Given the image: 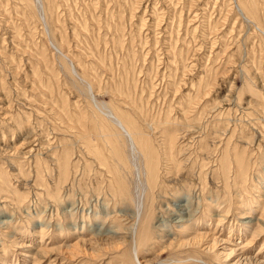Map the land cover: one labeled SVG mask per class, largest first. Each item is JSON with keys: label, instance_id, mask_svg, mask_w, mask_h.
Here are the masks:
<instances>
[{"label": "rangeland", "instance_id": "rangeland-1", "mask_svg": "<svg viewBox=\"0 0 264 264\" xmlns=\"http://www.w3.org/2000/svg\"><path fill=\"white\" fill-rule=\"evenodd\" d=\"M63 1L43 19L17 0H0V264H138L135 251L141 264H239L248 258L264 264V34L258 26L239 17L232 0H194L193 7L192 0ZM172 44L183 51L178 94L169 87ZM201 79L215 83L202 104L209 113L201 105L193 135L181 131L178 139L186 134L188 140L179 141L171 161L160 136H152L160 145V171L165 162L183 164L182 170L158 188L153 182L139 198L136 178L119 174L123 161L98 136L89 84L98 105L109 110L128 111L110 94L115 87L136 103L144 94L151 100L144 104L146 116L159 121L177 118L180 96ZM80 113L85 129L74 121ZM174 126L167 133L183 129ZM186 200L198 232L172 225ZM258 225L263 230L253 239ZM199 230L202 248L194 242Z\"/></svg>", "mask_w": 264, "mask_h": 264}, {"label": "bare ground", "instance_id": "bare-ground-1", "mask_svg": "<svg viewBox=\"0 0 264 264\" xmlns=\"http://www.w3.org/2000/svg\"><path fill=\"white\" fill-rule=\"evenodd\" d=\"M18 2H19V4H21L22 6H24V8H26L27 9V11H29V10H34L35 12H36V14H38V15H40V16H42L43 17V19H44V17H45V15H47V14H49V13H55L56 11H57V9H58V7H57V5H58V2H59V0H17ZM66 1V0H65ZM65 1H63V2H65ZM189 1H191V0H189ZM193 1L194 0H192V2H191V4H190V2H189V4H190V6L192 5V7H193ZM17 2V3H18ZM185 2V1H184ZM231 2H233V4H234V9H235V11H236V13H237V15L239 16V17H243L244 18V20L245 21H247V22H250V23H252V24H254L255 26L257 25L258 27H257V29H259L260 31H261V33H263L264 34V32L262 31V29H261V27H263V25H264V0H232ZM59 5H61V3L59 4ZM66 5V4H65ZM157 5V4H156ZM155 5V6H156ZM232 5V4H231ZM197 6V5H196ZM17 7V6H16ZM60 7V6H59ZM67 7V6H66ZM139 7V6H138ZM177 7V6H176ZM192 7H191V9H192ZM61 8V7H60ZM63 8V7H62ZM171 8L174 10V13H175V11H176V8H175V6L174 7H172V5H171ZM175 8V9H174ZM137 9V8H136ZM136 9H135V11H136ZM187 9V8H186ZM190 9V10H191ZM62 11V10H61ZM189 11V10H188ZM58 12V11H57ZM67 12V11H66ZM155 12H157V11H155ZM155 12H153V15H156L157 16V13L155 14ZM161 12V11H160ZM231 13V12H230ZM30 14V13H29ZM28 14V15H29ZM177 14V13H176ZM179 14V13H178ZM32 15H34V14H32ZM50 15V14H49ZM70 15H71V13H70ZM184 15V14H183ZM183 15L181 16V15H178L179 16V18H183ZM24 16V15H23ZM174 16V15H173ZM237 16V17H238ZM25 17V16H24ZM23 17V18H24ZM36 17V16H35ZM159 17V16H158ZM194 17V16H193ZM22 18V19H23ZM26 18V17H25ZM30 18V17H29ZM39 18V17H38ZM161 18V17H160ZM195 18H196V16H195ZM37 19V18H36ZM51 19V18H50ZM188 19V18H187ZM159 20V19H158ZM189 20H191L190 18H189ZM240 20V19H239ZM41 21H43L44 22V20H41ZM51 21V20H50ZM61 21V20H60ZM160 21V20H159ZM180 21H181V19H180ZM193 18H192V21H190L189 23L191 24V22L193 23ZM57 22V21H56ZM132 22V21H131ZM26 23V22H25ZM51 23V22H50ZM142 23H144V20H143V17H142ZM159 23V22H158ZM161 23V22H160ZM164 23V22H163ZM162 23V24H163ZM169 23V22H168ZM177 23V25H178V22H176ZM55 25H57V24H55ZM59 25V24H58ZM145 25V24H144ZM160 25V24H159ZM64 26V25H63ZM143 26V25H142ZM146 26V25H145ZM173 27V26H172ZM178 27V26H177ZM196 27V26H195ZM209 27V26H208ZM219 27V26H218ZM58 28H60V26H58ZM176 27H174V29H175ZM188 28V27H187ZM54 29H56V28H53V30ZM61 29V28H60ZM177 29V28H176ZM192 29V28H191ZM58 30V29H57ZM165 30V29H164ZM169 30V29H168ZM171 30H172V28H171ZM178 30H179V27H178ZM182 30V29H181ZM187 30V29H186ZM209 30V29H208ZM62 31H64V30H62ZM170 31V30H169ZM187 31H189V30H187ZM56 32V31H55ZM65 32V31H64ZM191 32V31H190ZM57 33V32H56ZM60 33V32H59ZM176 33V32H175ZM62 34H64L63 32L61 33V35ZM117 34V33H116ZM169 34L170 35H173L174 34V32L173 31H171V32H169ZM178 34V33H177ZM181 34V33H180ZM182 35V34H181ZM60 36V35H59ZM177 36H180V35H177ZM188 36V35H187ZM170 37V36H169ZM169 37H168V39H169ZM177 38V40L179 39L178 37H176L175 36V39ZM63 39V38H62ZM171 39H173L172 38V36H171ZM170 39V40H171ZM61 40V39H60ZM180 40V39H179ZM182 40H184V39H182ZM194 40V39H193ZM67 41V40H66ZM169 41V40H168ZM186 41V40H185ZM185 41H183V42H185ZM171 42V41H170ZM173 42H174V39H173ZM169 43V42H168ZM61 44V43H60ZM164 44V43H163ZM173 44H175V43H173ZM173 44H172V49L173 50H170L171 51V53L172 52H174V55H171V57H172V62L170 61V60H168V61H170V62H168L167 64L170 66V68H172V70H168L169 68H167V71H169V75H170V77L171 78H173L174 79V82H171L170 84H169V87H170V85L173 87L174 86V89H176V90H174L175 91V93L176 94H178L179 92H180V90L182 89V81H181V84H177L175 81H176V79L178 78V73L180 72L179 70H180V68H179V65H178V63H180V61L179 60H181L180 58H181V54L180 53H182L181 52V50L178 52L177 50H176V48L177 47H175V46H173ZM66 44H65V42H64V46H65ZM62 46H63V44H62ZM177 46V45H176ZM60 47H61V45H60ZM67 47V46H66ZM184 47V46H183ZM64 49H66V48H64ZM178 52V53H177ZM177 53V54H176ZM63 55V54H62ZM171 57L169 58V59H171ZM42 59V58H41ZM40 59V60H41ZM64 59H66L65 57H64ZM183 61V60H182ZM66 63V62H65ZM181 64H183V63H181ZM70 65H72V64H70ZM78 65H79V63H78ZM183 66H184V64H183ZM100 67V66H99ZM70 68V67H69ZM73 68H74V66H73ZM182 70V69H181ZM183 70H184V72L185 71H187L188 70V67H183ZM72 71H74V70H72ZM111 71V70H110ZM211 72V71H210ZM0 73H1V71H0ZM75 73V72H74ZM186 73V72H185ZM209 73V72H208ZM114 77V76H113ZM169 77V78H170ZM208 77H210V75H208ZM214 77V76H213ZM206 78V77H205ZM1 79V78H0ZM4 79V78H3ZM126 79V78H125ZM214 79V78H213ZM213 79H212V81H213ZM216 79H217V77H216ZM2 81V80H1ZM199 81V80H198ZM212 81H210V80H207L206 81V79H201L199 82H198V84L195 86V85H191V91H192V93H186L185 95H183L182 97L180 96V99H181V101H179V103H178V107H177V109L178 110H180V114L178 115V117L176 118L175 117V119H173L172 118V116H169V115H163V117H160L159 118V121H155V118H154V120H151V117H152V115H151V117L149 118V117H147L146 116V114H145V112H144V104L145 103H150L151 104V100L150 101H148V102H146V98L144 97V94H143V96H142V99L141 100H139L140 102L139 103H136V102H132L131 100H130V95L127 93V92H124L121 88H114L113 90H109V91H111V93L110 94H113V95H115V96H119V98L121 99H119V101H121V103H120V105H122L121 106V108H123V107H126L125 109H127L128 111H121L120 110V108H119V110H117L116 108H112V110H109V109H104V107H103V105H105V104H102V105H98V101L95 99V96H94V93H93V91H92V89L90 88V87H92L90 84H89V86H88V92H90V95H91V102H92V107H93V109L91 110L92 112V117L94 118V120L95 121H97L98 122V124L96 123V125L101 129L100 130V132L98 133V136L99 137H101L103 140H104V143L105 144H107V146H108V148L110 147V149H112L110 152H112L113 154H115L116 156H118L119 158V160L120 161H123L122 163H124V164H121L122 166H118V168L117 167H114V169L115 168H117V171L119 172V174L121 173H124V172H128L130 175H131V177L132 176H134L136 179L135 180H137V184H136V190L138 191L137 193H139V198L140 197H143V199L145 198V195H146V193L148 192V188H150L149 186L151 185V184H153V182H154V187L156 188H158V187H160L159 185H160V181H162V179H165V177L167 178V176L170 174V173H173L172 171H175L176 169H178V171H181L182 170V165L183 164H181V165H178V162L176 163V162H174V164L172 165L170 162H165V163H163L164 164V169L165 170H163V171H166V169L168 170V171H170V172H165V176H163V174L162 173H164L163 171H160V166H161V163L158 161L159 160V156H158V153H157V150L159 149L160 150V148H158L160 145H161V147H163L164 148V150H166V151H169V152H165L164 151V153H163V155H165L166 154V159H169V161H171L170 160V158L172 159V156H173V154H174V152H173V150H174V148H175V146L177 147V144L179 143V141H181L182 139L183 140H186L188 137H187V135L186 134H189V136L192 134L193 135V133H191V132H193V130L192 131H189V129H191V128H195V125H196V123H197V121H198V118H199V115H200V113H199V109H201L202 107H201V105L202 104H204L205 103V101L207 100V98L212 94V90H213V88H214V85H215V83L213 84V82ZM3 82V81H2ZM1 82V83H2ZM106 82V81H105ZM118 82H121V80L120 81H118ZM184 82V81H183ZM3 84V83H2ZM119 84H121V83H119ZM136 85V84H135ZM107 86V85H106ZM121 86V85H120ZM134 86V85H133ZM94 88V87H93ZM110 89V88H109ZM104 91V90H103ZM103 91H102V93H103ZM125 91H127V90H125ZM246 91V90H245ZM105 93V92H104ZM107 94H109V93H107ZM154 94V93H153ZM257 94V93H256ZM147 96V95H146ZM177 96V95H176ZM240 96H241V93H240ZM244 96V95H243ZM114 97V96H113ZM116 98V97H115ZM135 98V97H134ZM114 100V99H113ZM117 100V99H116ZM135 100V99H134ZM239 100V99H238ZM257 100H259V99H257ZM66 102V101H65ZM100 103V102H99ZM152 103H154V102H152ZM208 103V102H207ZM88 104V103H87ZM117 104V103H116ZM114 105V104H113ZM62 106V105H61ZM146 106V105H145ZM203 107H204V110L206 111V112H208L207 110L209 109L210 110V107H209V105H207V104H205V105H202ZM249 106V105H248ZM77 107V106H76ZM89 107H90V105H89ZM173 107H175V106H173ZM250 107V106H249ZM103 108V109H102ZM152 108V107H151ZM4 109V108H3ZM5 110H6V108H5ZM8 110V109H7ZM77 110V109H76ZM150 110V109H149ZM172 110V109H171ZM202 110V109H201ZM86 112H88L87 111V109L85 110ZM203 111V110H202ZM205 111H204V113H205ZM226 111H228V110H226ZM7 112V111H6ZM74 112H76V111H74ZM79 112V111H78ZM77 112V113H78ZM80 112H81V110H80ZM173 112V111H172ZM211 112V111H210ZM72 113V112H71ZM76 113V114H77ZM83 113V112H82ZM90 113V112H89ZM169 113V112H168ZM209 113V112H208ZM263 113V112H262ZM81 114V113H80ZM80 114H78L79 116H77L76 118H75V123H78L77 125L78 126H83V128H84V125L82 124V114L80 115ZM86 114H88V113H86ZM148 114V113H147ZM166 114V113H165ZM212 114V113H211ZM231 114V113H230ZM84 115V114H83ZM161 115V114H160ZM225 115V114H224ZM263 115H264V113H263ZM176 116V115H175ZM63 117V116H62ZM73 117V116H72ZM92 117H90V118H92ZM231 117V116H230ZM84 118V117H83ZM88 118V117H87ZM64 119V118H63ZM85 119V118H84ZM83 119V120H84ZM202 119V118H201ZM200 119V120H201ZM174 120V121H173ZM260 120H262V119H260ZM64 121V120H63ZM71 121H73V120H71ZM73 121V122H74ZM229 121V120H228ZM264 121V120H263ZM74 123V124H75ZM200 123H202V122H200ZM200 123H199V125H200ZM182 125L181 127L183 128V129H181V127H180V131H178V132H176V133H174L175 132V130L174 129H172L173 131V133L172 134H170L169 132L167 133V127H169V125L171 126H173V125H175L174 127H176V125L178 126V125ZM198 124V123H197ZM206 125L207 124H205V127H206ZM69 126H71V125H69ZM68 126V127H69ZM86 126H87V124H86ZM90 126H91V124H90ZM209 126V125H208ZM184 127H186V129H184ZM197 127V126H196ZM199 127V126H198ZM204 127V126H203ZM73 128H74V126H73ZM75 128H76V126H75ZM74 128V129H75ZM85 128H87V127H85ZM84 128V129H85ZM193 128V129H194ZM200 128V127H199ZM222 128H224V127H222ZM72 129V128H71ZM90 129V128H89ZM107 129V130H106ZM161 129V130H160ZM179 129V128H178ZM201 129V128H200ZM78 130V129H77ZM83 130V129H82ZM160 130V131H159ZM170 130H171V128H170ZM225 130V129H224ZM76 131V130H75ZM87 131H89V130H87ZM91 131V130H90ZM87 132L88 134L89 133H91V132ZM94 131V130H93ZM181 131H188L186 134H185V132H184V134H185V137L183 136V137H181V139L179 140L178 139V137L179 136H182V132ZM197 131V130H196ZM81 132V131H80ZM105 132V133H104ZM181 132V135H179V133ZM224 132V131H223ZM78 133H79V131H78ZM82 133V132H81ZM87 133H85V134H87ZM210 133V132H209ZM216 133V132H215ZM92 134V133H91ZM91 134H90V136H91ZM208 134V133H207ZM228 134V133H227ZM76 135V134H75ZM82 135V134H81ZM160 136L159 138H160V145H156V144H153V142H152V136H153V138H155V136ZM78 136V135H77ZM80 136V135H79ZM200 136V135H199ZM206 136V135H205ZM92 137V136H91ZM94 137H96V136H94ZM187 137V138H186ZM201 137V136H200ZM209 137V136H208ZM88 138V137H87ZM204 138V137H203ZM80 139V138H79ZM89 139V138H88ZM87 139V140H88ZM96 139V138H95ZM214 139V138H213ZM94 140V139H93ZM155 141L157 140V138L156 139H154ZM188 140V139H187ZM186 140V141H187ZM96 142H97V139H96ZM83 143H84V141H83ZM86 143V142H85ZM156 143V142H155ZM221 143V142H220ZM94 145V144H93ZM116 145H119V147H115ZM179 145V144H178ZM182 145V144H181ZM225 146V145H224ZM229 146V145H228ZM101 147V146H100ZM104 148V147H103ZM162 148V149H163ZM187 148V147H186ZM96 149V148H95ZM100 149V148H99ZM183 149V148H182ZM184 150H185V147H184ZM92 151V150H91ZM175 151V150H174ZM222 151V150H221ZM259 151V150H258ZM162 152V151H161ZM236 152V151H235ZM92 153V152H91ZM101 154V153H100ZM162 154V153H161ZM90 155V154H89ZM93 156V155H92ZM225 156V155H224ZM104 157V156H103ZM105 158V157H104ZM112 158V157H111ZM165 158V157H164ZM102 159V158H101ZM232 160H233V158H232ZM56 161V160H55ZM114 161V160H113ZM168 161V160H167ZM180 161V160H179ZM70 162V161H69ZM112 162V161H111ZM117 162H119V161H117ZM161 162H163V161H161ZM233 162H234V160H233ZM67 163V162H66ZM92 164V163H91ZM102 164H104L103 162H102ZM117 164V163H116ZM249 164H250V162H249ZM66 165H68V164H66ZM107 165V164H106ZM119 165V164H118ZM69 166V165H68ZM107 166H109V165H107ZM221 166V165H220ZM99 167V166H98ZM105 167V166H104ZM112 167V166H111ZM110 167V168H111ZM63 168V167H62ZM239 168H241V164H239ZM60 169V168H59ZM70 169V168H69ZM68 169V170H69ZM105 169V168H104ZM109 169V168H108ZM163 169V168H162ZM184 169V168H183ZM222 169V168H221ZM234 169H236V167L234 168ZM247 169V168H246ZM103 170V169H102ZM113 170V169H112ZM111 170V172H113ZM238 170H240V169H238ZM250 170H251V167H250ZM62 171V170H61ZM91 171H93V170H91ZM116 171V172H117ZM225 171V170H224ZM68 172V171H67ZM101 172V171H100ZM233 172V171H232ZM60 173V172H59ZM103 173V172H102ZM107 173V172H106ZM189 173V172H188ZM219 173V172H218ZM65 174V173H64ZM104 174V173H103ZM115 174V173H114ZM113 174V175H114ZM118 174V175H119ZM120 174V175H121ZM127 174V173H126ZM187 174V173H186ZM191 174V173H190ZM229 174V173H228ZM61 175V174H60ZM66 175V174H65ZM110 175V174H109ZM117 175V176H118ZM171 175V174H170ZM220 175V174H219ZM240 175V174H239ZM64 176V175H63ZM175 176H176V174H175ZM215 176V175H214ZM141 177H142V179L144 178V179H146L147 180V185L145 186L144 185V183H143V181H142V179H141ZM170 177H173V175L172 176H170ZM189 177H191L190 175H189ZM112 178H115V177H112ZM133 178V177H132ZM192 178H194V177H192ZM219 179H220V176L218 177ZM224 178V177H223ZM116 179V178H115ZM169 179V178H168ZM172 179H175V177L174 178H172ZM176 179L178 180V178L176 177ZM179 179H180V177H179ZM185 179V178H184ZM216 179V178H215ZM167 180V179H166ZM177 180L175 181L176 183H177ZM182 180H183V178H182ZM181 179H180V181H182ZM229 180V179H228ZM113 181V180H112ZM112 181H111V183H112ZM117 181H118V178H117ZM168 181V180H167ZM189 181V180H188ZM194 181V180H193ZM234 181V180H233ZM175 182H173V184L175 183ZM179 182V181H178ZM190 182H192L191 181V178H190ZM219 182H220V180H219ZM228 182V181H227ZM172 183V182H171ZM179 183H181V182H179ZM184 184L185 183H188V182H186V181H184L183 182ZM239 183V182H238ZM113 184V183H112ZM116 184V183H115ZM169 184V183H168ZM219 184H221V183H219ZM117 185H120V184H117ZM124 185H125V183H124ZM177 185V184H176ZM191 185H193V183L191 184ZM126 186V185H125ZM180 186H181V184H180ZM117 187V186H116ZM115 187V188H116ZM173 187V186H172ZM175 187V186H174ZM182 187V186H181ZM123 188V187H122ZM121 188V189H122ZM180 187L178 186V189H179ZM184 187H182V189H183ZM125 189H127V188H125ZM166 189V188H165ZM174 189H176V187L174 188ZM187 189V188H186ZM191 189H192V187H191ZM163 190V189H162ZM193 190V189H192ZM120 191V190H119ZM151 191V190H150ZM164 191V190H163ZM180 191V190H179ZM185 191V190H184ZM183 191V192H184ZM189 191V190H188ZM124 192V191H123ZM154 192H156V191H154ZM173 192V191H172ZM174 192H176V190L174 191ZM125 193V192H124ZM131 193V192H130ZM169 193V192H168ZM171 193V192H170ZM190 193H192V191L190 192ZM157 194V193H156ZM173 194V193H172ZM117 195H119V194H117ZM124 195V194H123ZM122 195V196H123ZM131 195V194H130ZM189 195V194H188ZM126 196V195H125ZM125 196H124V199H126L125 198ZM175 196V195H174ZM180 197H182V196H180ZM184 197V196H183ZM117 198V197H116ZM135 198V197H134ZM133 198V199H134ZM173 198H175V199H177L176 197H173ZM178 198H179V196H178ZM189 198V197H188ZM191 198V197H190ZM189 198V199H190ZM183 199V198H182ZM163 200V199H162ZM178 200V199H177ZM122 201H124V200H122ZM126 201V200H125ZM125 201L123 202V204L125 203ZM135 201V200H134ZM133 201V202H134ZM139 201H141V200H139ZM181 201V200H180ZM180 201H179V203H180ZM191 201V200H190ZM174 202H176V201H174ZM178 202V201H177ZM182 202V201H181ZM186 202L188 203V204H179L177 207H178V215H177V218H175V220H173L172 221V225H173V227L174 226H176V228H184V227H186V228H189L192 224H191V221H193V214L191 213V211H190V209H189V207H190V203L188 202V200H186ZM192 202V201H191ZM128 203V202H127ZM151 203V202H150ZM116 204V203H115ZM120 204V203H119ZM193 204V203H192ZM117 206H121V205H118V204H116ZM125 206H126V204H124ZM128 205V204H127ZM153 205V204H152ZM176 205V204H175ZM199 205V204H198ZM125 206H124V209H125ZM130 206V205H129ZM143 206H144V201H142L141 203H139V206L137 207V209H138V212H136L137 213V215H136V218L138 219V221L140 220V217H141V214L143 213ZM192 206V205H191ZM194 206V205H193ZM122 207V206H121ZM197 207H199V206H197ZM196 207V208H197ZM128 208V207H127ZM133 208V207H132ZM149 208V207H148ZM200 208V207H199ZM130 209V207L128 208V210ZM193 209V208H192ZM191 209V210H192ZM126 210V209H125ZM124 210V211H125ZM128 210H126V211H128ZM132 211V210H131ZM134 211V210H133ZM150 212V211H149ZM174 212V211H173ZM244 212V211H243ZM195 213V212H194ZM227 213V212H226ZM125 214V213H124ZM135 214V213H134ZM190 214V215H189ZM198 214V213H197ZM245 214V213H244ZM227 216V215H226ZM242 216H244V215H242ZM246 216V215H245ZM244 216V217H245ZM262 216H264V214L262 215ZM128 217V216H127ZM134 217V216H133ZM248 217V216H247ZM86 218V217H85ZM226 218V217H225ZM246 218V217H245ZM244 218V219H245ZM251 218V217H250ZM249 218V219H250ZM136 219V220H137ZM131 220V219H130ZM134 220V219H133ZM243 220V219H242ZM246 220V219H245ZM264 220V219H263ZM137 221V222H138ZM252 221V220H251ZM262 221V220H261ZM135 222V221H134ZM198 222V221H197ZM197 222H196V224H197ZM247 222V221H246ZM245 222V223H246ZM75 223V222H74ZM157 223V222H156ZM163 223V222H162ZM264 223V222H263ZM263 223H262V225H263ZM2 224V223H1ZM3 224H5V222L3 223ZM132 224V223H131ZM136 224V223H135ZM252 224V222H249V226ZM256 224H257V222H256ZM261 224V223H260ZM74 225V224H73ZM137 225V224H136ZM136 225L135 226H132L133 228H132V234L133 235H136L137 236V227H136ZM159 225V224H158ZM157 225V226H158ZM202 225H204V224H202ZM248 225V224H247ZM255 225V224H254ZM77 226V225H76ZM196 226V225H195ZM264 226V225H263ZM75 227V226H74ZM192 227H193V225H192ZM200 227V225L198 226L197 225V229ZM40 228V227H39ZM77 228V227H76ZM129 228V227H128ZM161 228V227H160ZM193 228H195V227H193ZM195 228V229H196ZM254 228H255V226H254ZM45 229V228H44ZM127 229V228H126ZM161 229H164V228H161ZM167 229V228H166ZM196 229V231L198 232V230ZM76 230V229H75ZM128 230H131V228L130 229H128ZM156 230H159V229H156ZM262 230H263V227H261V225H258L257 226V228H256V230L254 231V229H253V231H254V234H253V239H256L257 237H258V235H260L261 234V232H262ZM71 231V230H70ZM102 231V230H101ZM100 231V232H101ZM180 231V230H179ZM45 232V231H44ZM81 232H83V231H81ZM103 232V231H102ZM110 232V231H109ZM118 232V231H117ZM116 232V233H117ZM180 232H182V231H180ZM194 232V231H193ZM43 233V232H42ZM76 233V232H75ZM204 233V232H203ZM44 234V233H43ZM42 234V235H43ZM74 234V233H73ZM101 234H103V233H101ZM176 234V233H175ZM41 235V236H42ZM46 235V234H45ZM108 235V234H107ZM116 235V234H115ZM159 235V234H158ZM98 236V235H97ZM101 236V235H100ZM129 236H131V235H129ZM14 237V236H13ZM43 237H44V235H43ZM83 237V236H82ZM169 237V236H168ZM194 237H195V239H194V242H196V246H197V248H199V246L202 248V241H203V239H204V235L200 232V230H199V233H197L196 234V236L194 235ZM16 238V237H15ZM161 237H159V239H160ZM191 238V239H192ZM84 240V239H83ZM206 240V239H205ZM204 240V241H205ZM219 240V239H218ZM186 241V240H185ZM213 241H215V240H213ZM216 241H217V239H216ZM99 242V241H98ZM187 242V241H186ZM191 242L193 243V241L191 240ZM219 242V241H218ZM217 242V243H218ZM20 244L22 243V242H19ZM44 243V242H43ZM92 243V242H91ZM192 243H190V246H191V244ZM204 243V242H203ZM213 243V242H212ZM216 243V242H215ZM15 244V243H14ZM24 244V243H23ZM89 244V243H88ZM88 244H87V246H88ZM95 244V243H94ZM180 244V243H179ZM210 244H211V242H210ZM214 244V243H213ZM85 246H86V244H84ZM187 245H189V240H188V243H186V244H184L182 247H186ZM193 245H194V243H193ZM79 246V245H78ZM86 246V247H87ZM215 246V245H214ZM91 247H94V246H92L91 245ZM188 247V246H187ZM28 248H29V246H28ZM210 247H208V249H209ZM27 249V248H26ZM93 249H95V247L93 248ZM178 249V248H177ZM212 249H213V247H212ZM49 250V249H48ZM97 250V249H96ZM133 250V249H132ZM135 250V249H134ZM213 251V250H212ZM1 252V251H0ZM208 252H209V250H208ZM207 252V253H208ZM133 253V252H132ZM212 253V252H211ZM232 253H233V251H232ZM41 254V253H40ZM36 255V254H35ZM43 255H44V253H43ZM134 255V258L137 260V262H138V264H141L140 263V259H139V256H138V252L137 251H135V254H133ZM209 256V255H208ZM223 257V256H222ZM229 257V256H228ZM243 258V256H241V259ZM245 259H247V258H245ZM248 259H250V258H248ZM246 260L244 263H241V264H252V259H251V261L250 260ZM257 259V258H256ZM221 260V259H220ZM171 261H173V260H171ZM259 260L257 259V260H255V263H257ZM136 262V263H137ZM182 262V261H181ZM239 263V264H240ZM176 264V263H175ZM254 264V263H253Z\"/></svg>", "mask_w": 264, "mask_h": 264}]
</instances>
